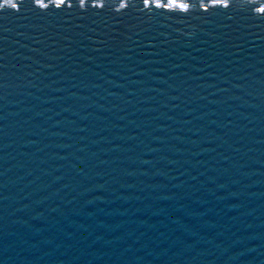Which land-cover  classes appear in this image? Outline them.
<instances>
[{"label": "water", "instance_id": "obj_1", "mask_svg": "<svg viewBox=\"0 0 264 264\" xmlns=\"http://www.w3.org/2000/svg\"><path fill=\"white\" fill-rule=\"evenodd\" d=\"M264 0H0V264H264Z\"/></svg>", "mask_w": 264, "mask_h": 264}, {"label": "snow or ice", "instance_id": "obj_2", "mask_svg": "<svg viewBox=\"0 0 264 264\" xmlns=\"http://www.w3.org/2000/svg\"><path fill=\"white\" fill-rule=\"evenodd\" d=\"M262 11H264V10H262Z\"/></svg>", "mask_w": 264, "mask_h": 264}]
</instances>
